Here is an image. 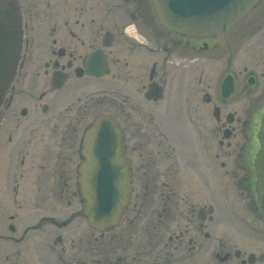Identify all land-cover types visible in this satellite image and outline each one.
<instances>
[{
	"label": "flooded vegetation",
	"instance_id": "flooded-vegetation-1",
	"mask_svg": "<svg viewBox=\"0 0 264 264\" xmlns=\"http://www.w3.org/2000/svg\"><path fill=\"white\" fill-rule=\"evenodd\" d=\"M263 30L264 0L208 37L168 28L152 0H0V264H264V66L244 59ZM98 104L132 188L106 232L78 184Z\"/></svg>",
	"mask_w": 264,
	"mask_h": 264
},
{
	"label": "water",
	"instance_id": "water-1",
	"mask_svg": "<svg viewBox=\"0 0 264 264\" xmlns=\"http://www.w3.org/2000/svg\"><path fill=\"white\" fill-rule=\"evenodd\" d=\"M163 23L195 36L222 33L234 26L259 0H153ZM225 82L224 88H228ZM229 93L232 84L229 82ZM228 93V94H229ZM256 193L264 212V114L259 133ZM123 134L109 116H99L86 131L79 168L83 214L91 227L106 231L117 224L129 203V169L123 158Z\"/></svg>",
	"mask_w": 264,
	"mask_h": 264
},
{
	"label": "rangeland",
	"instance_id": "rangeland-1",
	"mask_svg": "<svg viewBox=\"0 0 264 264\" xmlns=\"http://www.w3.org/2000/svg\"><path fill=\"white\" fill-rule=\"evenodd\" d=\"M255 40L258 43L255 44L256 46L254 47L255 48L254 53H249V52L244 53V59L245 58H250L251 55H249V54H252V58L256 59L259 62V65L258 66L262 68L264 66V64H263V62H264V30L261 31L260 33H258L257 38ZM253 56H256V57H253ZM203 65L210 66L209 68L206 69L207 76H208V80H210L211 82H213V81L215 82V76L217 75V66H218V64L214 65V64H211V63H207V64H203ZM100 83H101L100 81H98L96 83L97 84V87L99 86L98 88L105 89L106 86H101L102 84H100ZM92 89L93 88H86L85 91H84V93L87 92L88 90H89L88 91V93H89V92H91ZM87 97L88 98L91 97V99H95V100H101L103 98L102 95H99V94H95L93 96H89L88 95ZM99 103H100V101H99ZM230 103L231 104H230L229 107L232 110L237 109V103H236V101L233 100ZM106 110H107V107L104 104H98L97 106L94 105L92 107V111H91L90 115L88 116V120H91L97 114H99V115L102 114ZM179 123H180V121H179ZM181 129L182 128H181V124H180V130H179V132H182ZM226 218H228L229 220H227V222L225 224L232 225L234 223V222L232 223V221H230V217L229 216L226 215ZM82 222H83V225L85 226L86 224H85L84 220Z\"/></svg>",
	"mask_w": 264,
	"mask_h": 264
}]
</instances>
